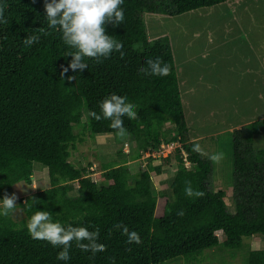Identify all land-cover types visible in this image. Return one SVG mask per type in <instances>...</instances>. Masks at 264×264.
Segmentation results:
<instances>
[{"label": "trees", "instance_id": "obj_1", "mask_svg": "<svg viewBox=\"0 0 264 264\" xmlns=\"http://www.w3.org/2000/svg\"><path fill=\"white\" fill-rule=\"evenodd\" d=\"M226 1L124 0L123 23L105 25L107 34L122 42L123 58L116 51L99 63L85 58L88 68L73 72L71 49L58 29L47 26L45 0H0L7 20L0 23V199L12 194L16 184L32 183L37 162L48 166L50 176V186L19 198L25 216H0V264H113V258L115 264H168L182 256L193 264L207 247L237 249L244 236L264 237V117L234 131L236 210L231 211L226 190L209 184L212 160L192 151L195 141L189 136L172 41L168 35L150 36L145 17L160 8L175 15ZM30 35L39 40L27 46L23 40ZM157 57L170 65L168 76L139 71ZM112 93L135 103L138 118L122 117L132 136L130 151L105 162L99 182L87 165L71 159L72 148L87 137L117 131L110 120L91 115L100 114L99 102ZM163 141L181 143L174 156L162 157L158 164V157L150 156L146 168L131 169L130 161L143 159L146 150L159 148ZM173 157L177 170L156 192L153 172L162 173ZM75 180L79 187L73 194ZM185 181L205 195L186 196ZM36 210L49 211L53 221L64 226L98 229V242L106 250L93 255L73 241L71 259L58 260L62 248L28 233L27 221ZM180 210L183 216L177 215ZM118 223L138 232L142 243L128 244L122 229L115 228ZM218 230L225 232L223 240ZM247 264H264V248H250Z\"/></svg>", "mask_w": 264, "mask_h": 264}, {"label": "rangeland", "instance_id": "obj_2", "mask_svg": "<svg viewBox=\"0 0 264 264\" xmlns=\"http://www.w3.org/2000/svg\"><path fill=\"white\" fill-rule=\"evenodd\" d=\"M160 10L162 8L159 12L146 14L148 31L152 37L168 35L172 41L184 87L190 139L201 144L207 157L223 153L218 163L212 161L209 184L215 189L226 190L228 207L235 211L234 131L243 130L247 123L264 117V96L260 94L264 91V0H229L175 15ZM131 137L126 130L123 136L116 131L87 137L72 148L71 159L87 165L92 170V177L101 181L104 163L128 153ZM162 160L158 157L154 163ZM146 164L147 160L143 159L130 161L134 172L146 168ZM176 170L177 162L173 157L162 173L153 172L156 192ZM72 184L75 187L72 193H78V181H72ZM48 186V166L35 163L33 182H21L13 188L18 199L12 215L16 218L25 216L18 205L20 197ZM217 232L223 240L225 232ZM250 248H264V237L259 234L244 236V244L237 249L223 244L207 247L200 259L192 263L247 264ZM168 264H188V260L182 256Z\"/></svg>", "mask_w": 264, "mask_h": 264}, {"label": "clouds", "instance_id": "obj_3", "mask_svg": "<svg viewBox=\"0 0 264 264\" xmlns=\"http://www.w3.org/2000/svg\"><path fill=\"white\" fill-rule=\"evenodd\" d=\"M123 3L124 0H45L44 9L47 26L49 29H58L62 34L63 42L71 49L68 57H71L69 67L73 72L88 68L85 58L94 59L99 63L102 62L101 58L110 57L113 51L119 52L123 58L125 53L122 50V42L107 34L105 28L108 23L113 24V26L123 23L125 19L121 7ZM4 11V6L0 5V23H7ZM41 31L44 30L41 29ZM38 40L39 36L30 35L24 38L23 43L31 46ZM146 65V67L139 69L145 76H168L171 72L170 65L163 62L159 57L148 59ZM63 72L67 73L68 67H65ZM99 108L100 114L93 111L91 113L92 117L96 120H110V127L117 130L120 136L125 133L122 117L126 116L131 120L138 118L137 105L128 101L127 97L116 93H112L100 101ZM172 144L175 145L176 150L181 143L176 141ZM192 151L202 155L206 154L198 142H193ZM173 154L171 153L168 156ZM183 154L186 164L189 165L191 161L184 149ZM222 158L223 153H213L209 156V159L214 163H218ZM184 193L188 197L197 198L205 195L203 191L194 190L191 181H185ZM17 199L15 193L10 195L6 193L0 199V216H9L13 213L17 208ZM177 215L183 216L184 211H178ZM26 227L33 239L45 240L53 247L62 248L57 254L58 260L68 261L71 259L69 250L73 241L76 242L81 251H90L93 255L106 250V246L98 242V229L90 231L86 226H73L71 224L64 226L59 222H54L51 213L46 210H36L28 219ZM115 228L117 230L122 229V234L127 237L126 242L128 244L142 243L139 233L134 230L130 231L127 225L118 223ZM85 241L87 242L85 243ZM113 264H115V258H113Z\"/></svg>", "mask_w": 264, "mask_h": 264}, {"label": "built area", "instance_id": "obj_4", "mask_svg": "<svg viewBox=\"0 0 264 264\" xmlns=\"http://www.w3.org/2000/svg\"><path fill=\"white\" fill-rule=\"evenodd\" d=\"M128 145V143H127ZM175 150V145L169 142H163L159 148H150L143 154V160H147L150 156L162 157L168 156Z\"/></svg>", "mask_w": 264, "mask_h": 264}]
</instances>
